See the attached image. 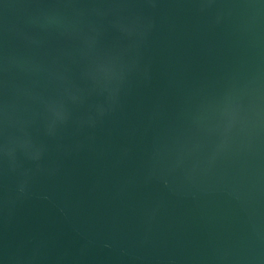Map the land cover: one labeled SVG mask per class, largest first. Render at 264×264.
<instances>
[{
  "label": "water",
  "instance_id": "1",
  "mask_svg": "<svg viewBox=\"0 0 264 264\" xmlns=\"http://www.w3.org/2000/svg\"><path fill=\"white\" fill-rule=\"evenodd\" d=\"M0 264H264V0H0Z\"/></svg>",
  "mask_w": 264,
  "mask_h": 264
}]
</instances>
